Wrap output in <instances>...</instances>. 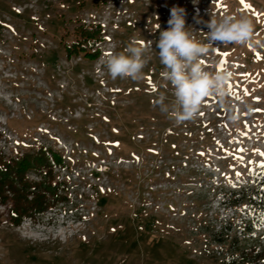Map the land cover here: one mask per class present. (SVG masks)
Masks as SVG:
<instances>
[{
  "label": "rangeland",
  "instance_id": "1",
  "mask_svg": "<svg viewBox=\"0 0 264 264\" xmlns=\"http://www.w3.org/2000/svg\"><path fill=\"white\" fill-rule=\"evenodd\" d=\"M173 7L202 43L195 19L254 25L247 45L215 42L202 57L206 71L232 73L227 94L179 125L152 106L171 98L154 41ZM80 23L102 28L93 62L65 57ZM132 41L153 42L143 78L112 80L102 57ZM37 147L62 158L63 200L17 226L12 202L0 203V264H222L233 248L213 235L239 237L240 199L264 164V0H0V152ZM255 241L264 246V231Z\"/></svg>",
  "mask_w": 264,
  "mask_h": 264
},
{
  "label": "clouds",
  "instance_id": "2",
  "mask_svg": "<svg viewBox=\"0 0 264 264\" xmlns=\"http://www.w3.org/2000/svg\"><path fill=\"white\" fill-rule=\"evenodd\" d=\"M195 23L203 24L208 30L206 39L209 43L199 42L191 36L189 27L186 26L185 11L179 7L170 9L167 28L159 31L158 38L154 41L155 55L163 66L160 77L166 88L171 86V98L160 93L152 106L177 125L195 120L206 97L216 95L223 99L227 94L226 85L232 73H211L202 64V57L209 53L213 44L247 45L253 37L254 25L246 16H225L221 19L210 18L208 21L195 19ZM159 27L157 24L156 28ZM152 44L149 41L142 47L132 41L124 52L106 54L101 61L106 74L112 80H141L143 70L151 59L145 53ZM231 119L235 120L236 117Z\"/></svg>",
  "mask_w": 264,
  "mask_h": 264
},
{
  "label": "trees",
  "instance_id": "3",
  "mask_svg": "<svg viewBox=\"0 0 264 264\" xmlns=\"http://www.w3.org/2000/svg\"><path fill=\"white\" fill-rule=\"evenodd\" d=\"M71 35V42L63 44L67 59L79 56L93 62L99 57L100 51L96 46L103 40L99 25L80 23L67 37L70 38ZM211 138L206 135L202 144H206L207 139L211 141ZM56 167H64L62 158L42 147H37L33 153L10 158H5L0 152V203L12 202L9 210L13 226L27 217L34 218L63 200L58 195L63 189L62 184L54 180L53 169ZM30 172L38 175L40 182H30L27 178ZM249 186V195L246 199L244 196L240 199V206L245 204V215L239 221V237L228 243V237L223 231L213 235L218 245L233 248L230 254H226L222 264H264V246L255 241V235L264 231V168L259 166L254 171ZM249 240L251 243H246ZM241 243H244L242 247Z\"/></svg>",
  "mask_w": 264,
  "mask_h": 264
},
{
  "label": "snow or ice",
  "instance_id": "4",
  "mask_svg": "<svg viewBox=\"0 0 264 264\" xmlns=\"http://www.w3.org/2000/svg\"><path fill=\"white\" fill-rule=\"evenodd\" d=\"M241 3H243V0H241ZM219 54V53H218ZM223 55H227L226 53H224ZM257 100H258V98H257ZM257 111H260L259 109H257ZM201 115H203V113H201ZM261 155H264V154H261ZM260 167L261 168H264V164H261L260 165ZM240 174L239 173H237V176H239Z\"/></svg>",
  "mask_w": 264,
  "mask_h": 264
}]
</instances>
